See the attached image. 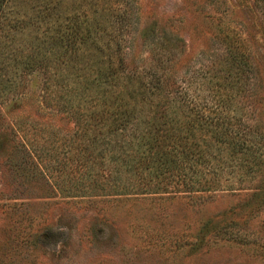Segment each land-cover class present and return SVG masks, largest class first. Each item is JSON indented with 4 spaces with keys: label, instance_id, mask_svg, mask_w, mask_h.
Here are the masks:
<instances>
[{
    "label": "trees",
    "instance_id": "trees-1",
    "mask_svg": "<svg viewBox=\"0 0 264 264\" xmlns=\"http://www.w3.org/2000/svg\"><path fill=\"white\" fill-rule=\"evenodd\" d=\"M69 1L0 0V118L43 72L54 83L52 100L75 115L82 175L96 170L83 193L198 198L235 183L264 192V0H208L204 54L212 43L218 50L196 87L177 76V35L152 49L160 54L154 62L128 61L120 41L132 14L126 0L107 12L103 0L95 10L86 0L89 12ZM241 13L247 21L236 18Z\"/></svg>",
    "mask_w": 264,
    "mask_h": 264
},
{
    "label": "rangeland",
    "instance_id": "rangeland-1",
    "mask_svg": "<svg viewBox=\"0 0 264 264\" xmlns=\"http://www.w3.org/2000/svg\"><path fill=\"white\" fill-rule=\"evenodd\" d=\"M75 1H69L75 12H89L86 0ZM112 1L103 0V12ZM126 1L132 14L120 41L128 61L154 62L160 54L152 49L159 52L177 35L171 41L178 48L177 76L196 87L218 50L212 43L204 54L208 0ZM115 17L112 9L109 18L118 28ZM236 18L247 21L243 13ZM144 31L155 32L144 41ZM30 78L21 101L0 118V264H264V192L235 183L198 198L83 193L82 181L90 186L96 170L82 175L75 115L52 100L48 74ZM220 228L226 235L205 233Z\"/></svg>",
    "mask_w": 264,
    "mask_h": 264
},
{
    "label": "clouds",
    "instance_id": "clouds-1",
    "mask_svg": "<svg viewBox=\"0 0 264 264\" xmlns=\"http://www.w3.org/2000/svg\"><path fill=\"white\" fill-rule=\"evenodd\" d=\"M60 247H62V245H57V249H59Z\"/></svg>",
    "mask_w": 264,
    "mask_h": 264
}]
</instances>
